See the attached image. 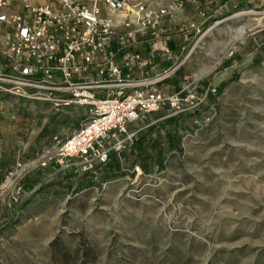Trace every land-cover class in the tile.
Instances as JSON below:
<instances>
[{
  "label": "rangeland",
  "instance_id": "374dc122",
  "mask_svg": "<svg viewBox=\"0 0 264 264\" xmlns=\"http://www.w3.org/2000/svg\"><path fill=\"white\" fill-rule=\"evenodd\" d=\"M141 1L175 18L169 91L214 92L94 172L42 166L78 124L0 94V264H264V0Z\"/></svg>",
  "mask_w": 264,
  "mask_h": 264
},
{
  "label": "built area",
  "instance_id": "2783aa9c",
  "mask_svg": "<svg viewBox=\"0 0 264 264\" xmlns=\"http://www.w3.org/2000/svg\"><path fill=\"white\" fill-rule=\"evenodd\" d=\"M12 1L0 0V8ZM168 14L169 9L141 0H57L54 6L22 0V10L0 14V27L7 26L0 41V94L49 103L55 111L87 110L69 137H53L54 151L42 156V166L55 157L94 172L133 142L132 122L163 105L174 115L191 112L214 92L207 87L201 94L197 83L181 84L167 95L157 88L178 68L177 52L165 43ZM143 38L153 39L171 61L153 76L150 58L134 51ZM134 170L140 172L138 166ZM21 192L16 187L15 194Z\"/></svg>",
  "mask_w": 264,
  "mask_h": 264
},
{
  "label": "crops",
  "instance_id": "0c3cea01",
  "mask_svg": "<svg viewBox=\"0 0 264 264\" xmlns=\"http://www.w3.org/2000/svg\"><path fill=\"white\" fill-rule=\"evenodd\" d=\"M28 1L32 4H50L53 6L56 5V3H57V0H54L52 2H46L44 0L43 1L42 0H28ZM148 5L153 7V4H148ZM20 10H22V0H13L7 8H0V14L1 13L8 14V13L16 12V11H20ZM174 19L175 18L172 17V14H168V16L166 17V20L164 22V27H165L166 33L169 35L170 38L166 42L164 41L163 38H160V41H161V43L165 42L171 51L176 52V46L178 45L179 41L177 39L178 34H175L176 30L174 29V25H175ZM6 32H7V26L6 25L1 26L0 27V41L4 40ZM134 51H139L143 56H147L148 58H150L151 66L148 69V74L150 76H153L154 74L158 73L161 69L166 67L170 61V60L166 59V55L162 50H158L155 48V44H153V39H149V38L141 39V41L138 43V45L134 48ZM170 81L171 80L166 79L162 82H159L156 86L163 94H166V95L171 94L173 92H176L177 90L169 91L168 86H170V84H169ZM178 87H179L178 88V90H179L181 85H179ZM53 111H54V113L59 112L57 114V118L59 120H61L63 118H73L75 120L76 124H78L75 126V129L79 127L80 123L82 122V120L85 119L86 114H87L86 108L82 107V106H69V107L63 108L60 111H55L54 109H53ZM146 119H149L148 123L145 122ZM140 122L144 123V127L152 126L153 125V112H150L149 114H146L142 118H139L138 120L132 122L129 125V127L131 129L136 130V133H137L140 130V125H139ZM141 139H142V137L137 138L133 142V144H131V146L129 148L124 149L120 153L119 156H112V157L119 159L121 164H122V162H123V164H125L124 160H125L127 153L129 151H131L134 147H136ZM117 159H114V161ZM109 161L107 163L108 165L106 164L107 166H109ZM49 164H50V162H49ZM106 165H104V166H106ZM135 165H137V163H135ZM12 166L13 165H9V167H12ZM126 166L127 165H125V167ZM118 167L120 169H122V166H118ZM103 169H105V167Z\"/></svg>",
  "mask_w": 264,
  "mask_h": 264
}]
</instances>
